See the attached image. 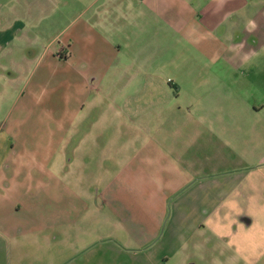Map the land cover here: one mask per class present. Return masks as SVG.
I'll return each instance as SVG.
<instances>
[{
	"label": "crops",
	"instance_id": "0c3cea01",
	"mask_svg": "<svg viewBox=\"0 0 264 264\" xmlns=\"http://www.w3.org/2000/svg\"><path fill=\"white\" fill-rule=\"evenodd\" d=\"M58 2L0 0V116L103 142L0 165L2 264H264V0Z\"/></svg>",
	"mask_w": 264,
	"mask_h": 264
},
{
	"label": "rangeland",
	"instance_id": "374dc122",
	"mask_svg": "<svg viewBox=\"0 0 264 264\" xmlns=\"http://www.w3.org/2000/svg\"><path fill=\"white\" fill-rule=\"evenodd\" d=\"M94 1L95 0H59L58 5L62 9L61 14L64 10L65 13H73L75 18L85 11L88 5ZM98 5H101V3ZM95 10L96 8H93L91 12L93 16L94 13H97ZM61 14V17L59 16L60 19H58L59 29L64 24V18ZM187 54H189V57H191V55L192 58L196 57L195 51L192 48L188 49ZM174 59H176L175 53H173V60ZM101 69L102 68H98V70ZM196 69L197 67L195 63L186 67L188 74L196 75ZM178 70L179 68L177 66L166 69L163 73V78L165 80L170 78V81L174 80L176 83H178L175 80L176 78H179ZM173 96L175 95L173 94ZM82 101H79L77 97H70L68 103H72L75 107H77ZM173 102L174 106L178 108L180 100H177L174 97ZM60 103H65V100L61 99ZM70 108H72V105H70ZM73 113L69 112L67 114L64 112V109H60L54 113V116L39 114L38 112L32 115H20L18 110H16L7 119H5V114L1 115L0 144L4 142V145L0 146V165L3 167L8 166V171L11 172L15 169L16 157L14 156L22 155V153H24L26 150L27 155L29 156L48 157V155H53L54 157L68 156V158H70L71 156L77 155L72 147L68 146V142H103V129L99 127H93L92 130H85L83 128L76 130V128L72 127L71 122L75 119V117L77 118L82 116L83 112H81L79 115H74ZM97 116H99V114L96 112L94 118ZM54 117L59 121L66 122L65 126L60 125L62 129H59L58 125L53 120H51ZM90 119H93V115ZM85 122L91 124V120H86ZM101 123L103 125V122ZM110 136L114 137V132H111ZM90 151V155L92 156H99L100 154L103 155V147L100 148L96 146ZM197 254L198 253L195 251L187 250L186 260L188 263H192V261L196 259ZM181 258L182 256L177 255L174 259H172L173 264H179L183 260ZM208 261L210 264L211 258H209V260H204L203 263L201 262L200 264H208ZM2 262L3 257L0 256V264H2Z\"/></svg>",
	"mask_w": 264,
	"mask_h": 264
}]
</instances>
